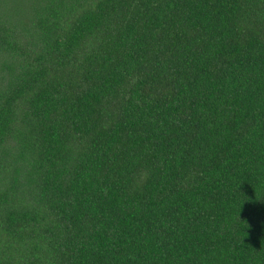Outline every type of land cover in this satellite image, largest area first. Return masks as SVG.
<instances>
[{"label": "trees", "instance_id": "obj_1", "mask_svg": "<svg viewBox=\"0 0 264 264\" xmlns=\"http://www.w3.org/2000/svg\"><path fill=\"white\" fill-rule=\"evenodd\" d=\"M0 264H264V0H0Z\"/></svg>", "mask_w": 264, "mask_h": 264}]
</instances>
